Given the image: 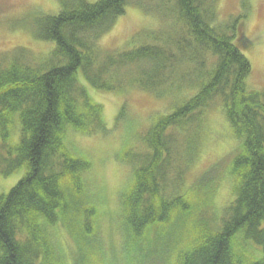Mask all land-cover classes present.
<instances>
[{"label":"trees","instance_id":"1","mask_svg":"<svg viewBox=\"0 0 264 264\" xmlns=\"http://www.w3.org/2000/svg\"><path fill=\"white\" fill-rule=\"evenodd\" d=\"M130 1L162 26L147 35L151 43L103 53L98 40ZM153 1L61 0L58 13L43 15L33 28L38 39L54 42L51 62L36 71L0 69V173L23 170L0 195V264H65L51 238L50 228L59 226L71 237L72 264H112L85 179L91 163L67 144L70 130L109 131L90 87L184 96L148 127L145 152L127 158L133 167L122 193L127 252L134 247L139 264H264V88L246 84L252 66L244 51L253 47L241 31L246 15L221 21L219 0ZM217 102L239 145L189 184L205 113ZM17 119L21 134L11 144ZM225 163L234 200L218 223L210 198Z\"/></svg>","mask_w":264,"mask_h":264},{"label":"rangeland","instance_id":"2","mask_svg":"<svg viewBox=\"0 0 264 264\" xmlns=\"http://www.w3.org/2000/svg\"><path fill=\"white\" fill-rule=\"evenodd\" d=\"M87 1L95 3L98 0ZM156 2L157 0H154L153 4ZM61 3V0H0L1 70L11 65L36 71L44 69L46 64L51 62L55 51L54 42L38 39L33 28L36 20L43 15L58 13ZM128 5L125 14L116 18L112 27L98 40L99 50L103 53L151 43L147 35L162 26L163 20L157 15L146 12L132 1ZM218 9L221 21L239 17L241 14L246 15L241 31L253 40V47L244 51L252 66L246 84L252 90H262L264 0H219ZM89 93L94 101L102 104L103 119L109 131L89 134L70 130L67 134V144L91 163L85 179L89 193L98 207L95 226L106 259L112 264H139L135 259L134 247L132 251L127 252V236L123 226L122 193L133 178V167L127 158L130 156L132 159L135 152H145L144 134L148 127L159 116L170 112L184 96L176 93L171 97L156 98L154 94L136 88H131L125 93H105L90 87ZM20 126L21 123L17 119L10 128L11 144L19 141ZM202 138L199 153L188 170L187 183H192L202 171L205 173L216 163L224 161L239 145V140L219 102L212 104L205 113ZM2 148L3 145H0V149ZM229 167L228 163L222 167L221 177L217 180L218 187L210 198L211 211L220 218L218 223L222 220L226 207L234 200L233 176ZM22 174L23 170L9 176L0 173V195L7 194ZM50 231L58 257L63 256L65 264H72V242L68 231L63 226L52 227ZM251 248L254 249L253 244ZM257 252L255 250V253ZM145 264L164 262H153L149 259Z\"/></svg>","mask_w":264,"mask_h":264}]
</instances>
